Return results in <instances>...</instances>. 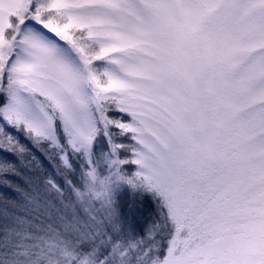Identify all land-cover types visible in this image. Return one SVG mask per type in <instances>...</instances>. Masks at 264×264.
I'll return each mask as SVG.
<instances>
[{"label":"snow or ice","instance_id":"obj_1","mask_svg":"<svg viewBox=\"0 0 264 264\" xmlns=\"http://www.w3.org/2000/svg\"><path fill=\"white\" fill-rule=\"evenodd\" d=\"M0 134V264H264V0H0Z\"/></svg>","mask_w":264,"mask_h":264},{"label":"rangeland","instance_id":"obj_2","mask_svg":"<svg viewBox=\"0 0 264 264\" xmlns=\"http://www.w3.org/2000/svg\"><path fill=\"white\" fill-rule=\"evenodd\" d=\"M10 131L11 133L12 132L18 133V132H15L14 130H10ZM13 142H15V140H8L3 134H0V147H2L3 145H6L7 147L12 148ZM1 152L2 151H0V165L3 164V160L1 159L2 158ZM29 167H32V166L29 165ZM25 171H27V169H25ZM15 182H18V180ZM19 183L21 184V187H23L22 183L21 182ZM113 195H114V200H115V208H116V212L118 215V219L121 224V228L123 230V233L125 235H128L129 238L135 237L139 239L141 236L146 235L148 233V230L152 228L154 223L158 221L159 219L158 206H157L156 200L152 197L151 194L143 192L139 189H133L127 184L119 183L114 188ZM145 196L151 198L152 203L154 204L148 218L146 217L147 215L146 216L142 215L143 212L141 211L142 205H143L142 204L143 199ZM16 197H17V194H16ZM127 201L129 203V207L126 206ZM132 201H133V205L135 206V208L140 209V213H139V216L135 215L132 217L130 215V217L129 216L127 217L126 214L130 213V210L132 207ZM65 203H67V201H65ZM93 207L95 209L89 210V214L96 215L98 210L101 212V214H103V210L100 208L98 204H94ZM72 211L73 209H68L69 216H71ZM76 214L79 215L81 218H85V215L81 214V212H79L78 209L76 210ZM137 220H138V224H136ZM2 223L3 221L0 220V224Z\"/></svg>","mask_w":264,"mask_h":264},{"label":"trees","instance_id":"obj_3","mask_svg":"<svg viewBox=\"0 0 264 264\" xmlns=\"http://www.w3.org/2000/svg\"><path fill=\"white\" fill-rule=\"evenodd\" d=\"M12 135L18 136L19 142H20L21 144L27 145L30 149H32L33 152L36 151L34 148H32L31 143L29 142V140H27V139L25 138V136H24L23 134H21V133L19 134V133H14V132H12ZM117 139H118L120 142L125 143V144L130 143V141L128 140V138H127V137H124V136L117 137ZM14 143L17 144V141H15V142L12 143V147H13L14 145H16V144H14ZM2 147H4V148H9V147H7L6 145H3ZM1 154H2V158H1V159L3 160V162H4V161H9V162L15 163V164L19 167L20 162L17 160L16 156L10 154L9 152H3V151L1 152ZM36 155H37L41 160H43V157L40 156V154H39L38 152L36 153ZM123 155L126 156V157H130V156H131L130 153H124ZM25 163L27 164L28 162L25 161ZM1 165H2V164H1ZM30 166H32V165H30ZM77 167H78V165H77ZM127 167H128V169H129V171H134L135 168H136L135 165H128ZM21 171L23 172V171H25V169L22 168ZM35 174H39V173H35ZM78 176H79L78 173L75 174V175H69V179H70L74 184H79V178H78ZM7 179L10 180V181H13L15 184H17V185H19V186H21V184L19 183V182H21V183H22V186H24V181H23V179H21L20 177H17V176H14V175H8ZM17 180H18V182H15V181H17ZM0 195L6 196V197L11 198V199H16V198H17V197H16V193H15L11 188H6V187H2V186H0ZM120 201H121V199H120ZM142 204H143V205H142V209H141V211L143 212L142 215H144V216L147 215L146 217L148 218V216H149V214H150V212H151V210H152L154 204L152 203L151 198H149V197H147V196L144 197V199H143V203H142ZM2 206H3V201L0 200V207H2ZM126 206L129 207V203H128V201H127V203H126ZM91 209L94 210L95 208L92 207V208H90L89 210H91ZM78 210H79V212H81V214H84V209H78ZM139 213H140V209L135 208V206L133 205V201H132V207H131L130 213L126 214V216H127V217H128V216L130 217V215H131L132 217L135 216V215L139 216ZM144 218H145V217H144ZM128 222H129V220H128ZM136 224H138V220H137ZM134 225H135V223H134Z\"/></svg>","mask_w":264,"mask_h":264}]
</instances>
